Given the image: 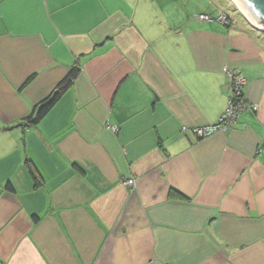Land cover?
<instances>
[{"label": "crops", "instance_id": "0c3cea01", "mask_svg": "<svg viewBox=\"0 0 264 264\" xmlns=\"http://www.w3.org/2000/svg\"><path fill=\"white\" fill-rule=\"evenodd\" d=\"M210 7L170 20L158 0H0V264H264V32L197 18L229 14ZM228 72L258 108L197 138Z\"/></svg>", "mask_w": 264, "mask_h": 264}, {"label": "built area", "instance_id": "2783aa9c", "mask_svg": "<svg viewBox=\"0 0 264 264\" xmlns=\"http://www.w3.org/2000/svg\"><path fill=\"white\" fill-rule=\"evenodd\" d=\"M197 18L204 21L215 19L224 24L227 21L228 16L226 13L222 12L216 17L210 14H198ZM228 76L231 78V93L228 98L227 107L216 124L192 129L197 138H204L217 131L225 130L236 121L239 114L245 109H251L253 111L257 110V104L250 103L243 98L242 87L245 84V78L241 75H234L232 72H228ZM112 129L115 130L116 128L114 127ZM182 131H186V128L183 127ZM125 182L128 185H133L134 180L130 178Z\"/></svg>", "mask_w": 264, "mask_h": 264}, {"label": "trees", "instance_id": "16d2710c", "mask_svg": "<svg viewBox=\"0 0 264 264\" xmlns=\"http://www.w3.org/2000/svg\"><path fill=\"white\" fill-rule=\"evenodd\" d=\"M232 7H233L232 9L236 10L235 6H232ZM226 14L228 16V19L224 23V25L227 26L231 22V17L229 16L228 13ZM79 72H80V68L78 66H74L70 68L67 74L56 84L53 90L46 97H44L41 101H39L35 106L32 107L29 115L26 117L25 124L34 125L40 122L42 118L54 106V104L61 98V96L72 85L74 79L78 76ZM26 166H27L30 176L32 177L34 181V186L37 187L40 183V179H39V174L37 172L36 167L29 160L26 162Z\"/></svg>", "mask_w": 264, "mask_h": 264}, {"label": "rangeland", "instance_id": "374dc122", "mask_svg": "<svg viewBox=\"0 0 264 264\" xmlns=\"http://www.w3.org/2000/svg\"><path fill=\"white\" fill-rule=\"evenodd\" d=\"M188 1L190 2V4H187ZM213 1H219L221 5H225V7L228 9L226 10L229 12L230 16L235 17L239 21H243V19L240 16L242 15V13L239 11V9L232 0H213ZM231 5L235 6L236 10L233 9L232 11L233 7ZM185 10H190L192 11L191 15H196L201 10L204 11L209 10V12L211 13L212 7L209 8V0H158V18L160 19L167 18L170 20H178L183 16ZM165 22L166 21L163 22L164 25L166 24Z\"/></svg>", "mask_w": 264, "mask_h": 264}, {"label": "water", "instance_id": "95a60500", "mask_svg": "<svg viewBox=\"0 0 264 264\" xmlns=\"http://www.w3.org/2000/svg\"><path fill=\"white\" fill-rule=\"evenodd\" d=\"M252 22L242 16L255 29L264 32V0H236Z\"/></svg>", "mask_w": 264, "mask_h": 264}, {"label": "bare ground", "instance_id": "6f19581e", "mask_svg": "<svg viewBox=\"0 0 264 264\" xmlns=\"http://www.w3.org/2000/svg\"><path fill=\"white\" fill-rule=\"evenodd\" d=\"M234 3H235V5L237 6V8L239 9V11L246 17V18H248L251 22H252V20L247 16V14L243 11V9L240 7V5L236 2V0H232Z\"/></svg>", "mask_w": 264, "mask_h": 264}]
</instances>
